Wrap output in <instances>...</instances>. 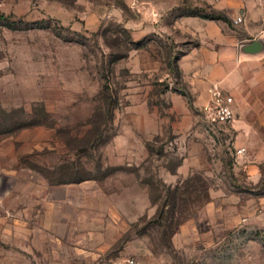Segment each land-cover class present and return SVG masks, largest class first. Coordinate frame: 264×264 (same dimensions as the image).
Segmentation results:
<instances>
[{"label":"rangeland","instance_id":"rangeland-1","mask_svg":"<svg viewBox=\"0 0 264 264\" xmlns=\"http://www.w3.org/2000/svg\"><path fill=\"white\" fill-rule=\"evenodd\" d=\"M19 1L41 12L1 10ZM209 10L178 7L170 35L114 15L94 32L0 22V264H264V163L205 121L179 69L198 45L179 18Z\"/></svg>","mask_w":264,"mask_h":264},{"label":"crops","instance_id":"crops-1","mask_svg":"<svg viewBox=\"0 0 264 264\" xmlns=\"http://www.w3.org/2000/svg\"><path fill=\"white\" fill-rule=\"evenodd\" d=\"M109 1V0H107ZM130 11L135 10L136 22L125 17L115 6H94L90 0H38L36 9L23 10L24 2L14 3L9 11L0 14L10 19L29 18L36 13L59 21H70L76 32L98 29V20L114 15L121 19L125 28H136V34H168L176 30L165 28L162 21L186 3L206 5L224 13L230 24L200 17L182 16L181 22L187 35L195 36L198 45L191 48L179 60V69L186 80L191 95L200 107L207 102V88L217 82L234 99L235 118L232 126L245 136L250 157L256 163H264V55L243 57L240 45L264 37V0H121ZM95 3V2H94ZM88 4V5H87ZM96 4V3H95ZM87 5L86 11H79ZM28 7V6H26ZM36 12V13H34ZM241 18L237 25L234 20ZM79 20V22L75 21ZM173 21L177 20L174 16ZM84 21V23L82 22ZM135 26V27H134ZM246 149L244 148V152ZM172 175V174H171Z\"/></svg>","mask_w":264,"mask_h":264},{"label":"built area","instance_id":"built-area-1","mask_svg":"<svg viewBox=\"0 0 264 264\" xmlns=\"http://www.w3.org/2000/svg\"><path fill=\"white\" fill-rule=\"evenodd\" d=\"M241 22V18L233 21L237 25ZM206 122L212 125H224L233 122L234 114V99L225 92L219 83L212 82L207 88V102L201 107ZM240 152H244L242 149ZM264 219V208L262 210Z\"/></svg>","mask_w":264,"mask_h":264},{"label":"water","instance_id":"water-1","mask_svg":"<svg viewBox=\"0 0 264 264\" xmlns=\"http://www.w3.org/2000/svg\"><path fill=\"white\" fill-rule=\"evenodd\" d=\"M238 52L243 57H258L264 55V37H258L250 43L240 45Z\"/></svg>","mask_w":264,"mask_h":264},{"label":"trees","instance_id":"trees-1","mask_svg":"<svg viewBox=\"0 0 264 264\" xmlns=\"http://www.w3.org/2000/svg\"><path fill=\"white\" fill-rule=\"evenodd\" d=\"M185 16L200 17V18H203V19H206V20L222 21V22H224L226 24H230V20L227 18V16L224 13L219 12V11H216V10H214L212 8H210L209 12L207 14H205V15H200V14L198 15V14L195 13L193 15H185ZM7 17L8 16H4V15L0 14V22L3 19H9L10 18V17L9 18H7ZM0 26H2L1 23H0ZM137 46H138V44L136 45V47H134V49H137L138 48ZM122 58H124V57H120V59H122ZM178 71H179L178 68H176V73L177 74H178ZM103 90L105 92L106 91V88L104 87Z\"/></svg>","mask_w":264,"mask_h":264}]
</instances>
